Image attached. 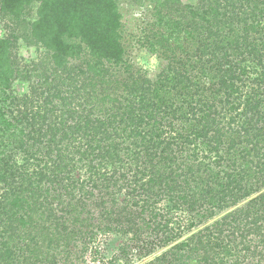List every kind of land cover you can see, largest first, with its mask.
Masks as SVG:
<instances>
[{"label":"trees","instance_id":"1","mask_svg":"<svg viewBox=\"0 0 264 264\" xmlns=\"http://www.w3.org/2000/svg\"><path fill=\"white\" fill-rule=\"evenodd\" d=\"M138 1L154 76L118 0H0V264H264V0Z\"/></svg>","mask_w":264,"mask_h":264},{"label":"rangeland","instance_id":"2","mask_svg":"<svg viewBox=\"0 0 264 264\" xmlns=\"http://www.w3.org/2000/svg\"><path fill=\"white\" fill-rule=\"evenodd\" d=\"M187 2L192 0H185ZM119 8L122 13V20H123V29H124V37L125 42L128 45L132 46L130 53L134 61L137 64L142 66L143 70H147L148 75L154 76L162 67L165 66L166 60L163 58L160 59L157 54L151 53L145 49L140 48V46L133 45L136 41V33H139L142 26H144L145 18L151 16V6H148V3L145 5L140 4L138 0H118ZM34 14H36L37 6H33ZM151 18V17H150ZM149 18V19H150ZM5 20H0V37L6 35V28H5ZM40 52L36 51L33 48H28L26 44L23 42L20 43L18 49V57L17 59L20 61V64L24 66H31L33 61H37L40 57ZM160 59V60H159ZM15 89L20 94H23L27 91L28 85L22 84L21 82H16ZM166 203L158 204V208L164 210L166 208ZM182 209L175 210L171 215V222L169 223V227L173 230L176 228V231H182L181 237L178 241H181L185 238H188L189 235L193 233V231H187V219L185 213L182 212ZM224 214V213H223ZM165 218H162V222L165 223ZM113 233H106L101 234L98 237V247L99 252L93 253L88 252L85 256L87 264H112L110 262L111 258L113 257L114 253H116L119 245L123 241L124 243L128 241V236H121L117 237L116 235H112ZM95 243V242H94ZM167 249V246L163 247L162 250ZM161 250V251H162ZM156 253H152V255L146 256L145 258L141 259L137 263L134 264H141L143 262L148 261L152 258ZM132 256V254H130ZM130 257L128 256V259ZM126 264V263H125Z\"/></svg>","mask_w":264,"mask_h":264}]
</instances>
